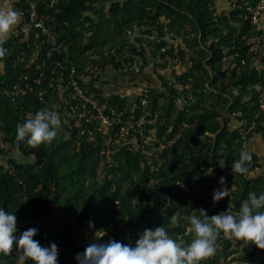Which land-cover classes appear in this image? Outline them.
<instances>
[{
	"label": "trees",
	"instance_id": "16d2710c",
	"mask_svg": "<svg viewBox=\"0 0 264 264\" xmlns=\"http://www.w3.org/2000/svg\"><path fill=\"white\" fill-rule=\"evenodd\" d=\"M36 1L60 40L72 46L46 58L48 49L41 46L43 38L38 31L32 32L28 47L20 43L18 34L3 44L8 51L0 58V136L11 150L31 159L24 165L14 159H10V166L0 165V207L16 213L17 234L36 228L35 239L41 246L63 244L59 264H76V254L87 246L76 244L73 226L76 237L89 230L95 238L96 232L104 231L105 236L96 243L116 240L134 244L146 229L163 225L172 239L186 245L192 239L186 220L191 210L203 208L211 217L231 205L236 213L250 192H264V160L257 154L252 152L246 176L234 175L231 170L251 137L252 124L257 125L256 132L264 131L260 98L264 69L255 66L253 53L264 30L251 22L248 11L260 0H235L230 8H219L220 0H124L112 1L108 10L99 6L108 0H55L53 7V0ZM27 3L19 0L18 5L24 9ZM89 29L94 30L92 37L86 34ZM137 29L146 30L128 45V38ZM153 30L158 36L172 32L186 43L174 45L167 37L154 38ZM187 45L199 50L190 55ZM104 48L114 55L101 63L102 73L108 67L125 72L124 64H130L128 69L147 67L148 60L164 70L175 60L180 66L187 63L185 73L176 75L171 65L172 75L161 78L164 86L173 80L175 86L195 87L198 103L186 97L189 104L175 123L159 118L155 125L146 127L144 135L121 138L116 131L100 130L97 120L87 122L81 108L73 111L79 99L68 77L75 68L76 78L85 87L82 76L87 52ZM23 52L25 61L19 62ZM33 58L39 62L46 59L45 66L37 70ZM40 73L44 74L43 82L34 85ZM95 81L90 90L100 103L107 110L124 111V101L106 99L94 89ZM26 82L34 89L25 98L12 101L6 96L8 89ZM203 87L207 94L200 91ZM151 91V102L157 107L165 92ZM206 99L213 101L203 105ZM53 106L59 115L73 117L67 129H60L51 143L38 148L22 143L17 150V124ZM131 119L126 112L124 120ZM233 119L239 124L246 121V137L239 129H231ZM185 122L189 127L172 146L161 150L151 139L152 131L157 130L156 138H165L168 143L175 136L168 135V127L173 125L177 132ZM219 161L224 162L223 167ZM221 177L223 186L219 184ZM222 187L232 189L230 198L214 203L213 191ZM18 254L14 249L9 255H0V264H18ZM233 263L264 264V250L221 236L215 254L203 261Z\"/></svg>",
	"mask_w": 264,
	"mask_h": 264
},
{
	"label": "clouds",
	"instance_id": "9594fccd",
	"mask_svg": "<svg viewBox=\"0 0 264 264\" xmlns=\"http://www.w3.org/2000/svg\"><path fill=\"white\" fill-rule=\"evenodd\" d=\"M19 22V13L12 7L0 8V58L7 49L3 47L10 32ZM62 127V120L55 107L37 111L23 123L17 124L15 146L38 148L51 143ZM252 152L241 149L239 158L234 159L231 170L234 175L249 173ZM220 166L224 164L219 161ZM207 174H211V172ZM220 185L225 184L223 177ZM231 190L222 187L213 191V202L218 203L231 195ZM188 232L192 239L186 245L172 239L165 227L146 229L134 244H123L116 240L107 243H90L82 253L75 256L76 264H203L215 254L217 240L221 236L229 240L243 241L246 246L254 245L264 250V192H250L248 198L233 213L228 210L209 216L205 209L191 210L186 216ZM175 222V217L172 218ZM90 227L94 224L90 222ZM18 233L16 213L0 207V255H9L15 249L19 253L18 264H59V249L55 243L41 246L35 237L36 228ZM104 231L95 233L96 240L105 236Z\"/></svg>",
	"mask_w": 264,
	"mask_h": 264
},
{
	"label": "rangeland",
	"instance_id": "374dc122",
	"mask_svg": "<svg viewBox=\"0 0 264 264\" xmlns=\"http://www.w3.org/2000/svg\"><path fill=\"white\" fill-rule=\"evenodd\" d=\"M112 1L121 2L124 0H108L107 2L99 3V6L106 8V10H108ZM234 3H236L235 0H220L218 3V6L219 8H228V7L230 8L232 7V5H234ZM256 26L264 30V17L260 19V21L257 23ZM145 30L146 29H142V30L137 29L135 32H132L130 37L128 38L129 40L128 45L130 44V42L134 40L133 37H139L140 36L139 33ZM18 31H19V27L17 26L14 27L13 30L10 32L11 34L10 36L12 37V35L17 34ZM93 33H94V30L89 29L86 34L88 37H92ZM123 33H121L122 37H123ZM153 37L154 38L157 37L158 39H161V37L163 38L167 37L170 39V41L174 43V45H178L181 41L186 43L185 41H183L182 37L172 32H167V34L164 33L158 36L156 30H153ZM187 48H189L188 53L190 55L196 54L195 52L199 50L197 46L189 47L187 45ZM253 49H255L253 53H255V56H256L254 64L258 69L263 70L264 64L261 63V59H264V36L260 40V44L254 45ZM158 63L160 62L158 61ZM135 66L136 67L127 69L125 72H121V71L119 72V71L112 69L111 67H108L104 69L103 75L97 78L98 81L96 80L94 84V89L98 91L99 93H101L102 95H104L106 99H111V100L119 99L122 102L124 101V103L126 104L124 107L125 108L124 110H125V113L127 112V117H129L130 119L138 118L140 115H142V111L145 110L146 118L147 120H150L152 115H154L158 111L161 114L160 118H164V119L170 118L171 120H169V122L173 124L175 123V121H177L178 117H180L181 113L185 112L189 104V102L186 100V97H190L192 100L194 99V101L198 103L197 99H195L196 98L195 94L196 92H198L197 89H195V87H192L190 85L175 86L173 84L174 83L173 80H172L173 83L170 80H168L167 85L164 86L163 84L164 82L162 81V78H161L163 77L164 79H166L164 76L170 77L173 73L171 70L173 69L176 75L185 73L189 67L187 63H182L180 68L172 67L173 69L171 68V65L170 66L168 65L165 70L162 68L157 69L154 64V61L152 60H148L147 67H142L139 65H135ZM166 87L169 89H167ZM151 89H159V91L163 93L165 92L164 97L159 99L157 103V107H155V105H153L151 102L152 100L151 99V95H152ZM205 89L206 88L203 87L200 89V91H203L205 94H207L205 92ZM142 98H147L148 100L146 109H144L140 105V100ZM212 101L213 100L211 99H206L203 105H208ZM229 107L227 108V110L229 109ZM237 114L238 113H236L235 115ZM60 117L62 120L61 130L65 131L68 125L70 124V121L73 119V117L70 115H65V116L60 115ZM184 125H187L189 127V125L186 122L181 124L179 127H183ZM222 125L224 126L223 121H222ZM246 126H247L246 121L239 124L237 123V120L233 119L231 123V129L232 130L239 129L240 133H242V135L245 137L246 135H244L243 133L247 132V130H245ZM256 127L257 125L255 123H253L252 126L250 127L249 130L252 131V134H251L250 139L245 144V149L257 154L258 157H261V159L264 160V131L256 132L255 130ZM156 137H158L157 130H153L151 139L157 142ZM0 152H2V155H0V165L10 166V162H9L10 159H14L22 165L31 162L30 158L11 150L9 146L5 145L1 136H0ZM72 236H73V239L75 238L77 240L76 244H78L80 247H85L90 243H96V239L94 237H90L89 230L79 232L78 237H76V233H75L74 226H73ZM58 249H59V252H62L64 250V246L62 243L59 244ZM18 257H19V254L17 255V258ZM238 263H233V264H238Z\"/></svg>",
	"mask_w": 264,
	"mask_h": 264
},
{
	"label": "built area",
	"instance_id": "2783aa9c",
	"mask_svg": "<svg viewBox=\"0 0 264 264\" xmlns=\"http://www.w3.org/2000/svg\"><path fill=\"white\" fill-rule=\"evenodd\" d=\"M8 5L14 8L21 18V24L19 26L18 35L20 37L21 44H27L31 38L33 31H38L42 36L41 46L45 47L47 50L46 58H49L54 52H67L72 46L71 43L60 40L58 32L49 26V16L41 13L39 10V5L36 0H28L26 7L23 9L19 7V0H4ZM57 2L52 1L51 7H53ZM250 13L251 22L257 24L261 18L264 17V0H260L253 8H248ZM155 50V47L152 48ZM178 51V50H176ZM42 52V49L39 50V55ZM165 52V49L162 50ZM88 59L85 67V73L82 76L84 85H81L79 80L76 78V69L72 68L70 75L68 77V84L72 88L73 93L79 99V103L73 108V111L76 112L78 109H82L85 113L83 115L86 118L87 122L92 123L93 120H97L100 130L104 129L107 131L113 130L116 131L117 135L121 138H128L133 133H139L144 135V131L147 126L155 125L159 120L161 114L157 111L152 115L150 120H147L145 115V110L142 111L136 119H131L130 121H125V110L117 111L116 109L107 110L105 105H102L95 97L94 93L89 89V87L94 83V81L99 78L102 73L101 63L105 59L109 58L111 55H114V52H111L109 49H102L101 51L90 50L87 52ZM26 58V53L23 52L21 57L18 59L19 62H24ZM162 62V61H161ZM46 63V59L39 62L36 58H33L32 64L35 65L37 70H41ZM174 63V64H173ZM171 65L174 68H180L178 60L173 61ZM126 70L130 67V64H124ZM44 74L40 73V76L34 80V85H41L43 82ZM34 87L29 83L16 84L10 89H8L5 94L12 101H17L19 99L25 98L30 92H32ZM90 90V91H89ZM260 98H261V110H264V87L260 89ZM40 100H42V95H40ZM148 104L147 98H142L140 100V105L146 109ZM188 128L187 125L180 127L177 132L173 126H169L167 129L168 135L174 134L168 143H165V138L157 139V142L161 150L165 149L167 146H172L182 135L183 131ZM242 134V133H241ZM248 135L249 131L243 133ZM142 191L143 188H140Z\"/></svg>",
	"mask_w": 264,
	"mask_h": 264
},
{
	"label": "crops",
	"instance_id": "0c3cea01",
	"mask_svg": "<svg viewBox=\"0 0 264 264\" xmlns=\"http://www.w3.org/2000/svg\"><path fill=\"white\" fill-rule=\"evenodd\" d=\"M7 7H11V6L8 5L4 0H0V8H7ZM20 24H21V18L19 17V22H18V24H17L16 26L19 27ZM16 26H14V27H16ZM10 35H11V34H9V36H8L7 39H9V37H11ZM7 39H6V40H7Z\"/></svg>",
	"mask_w": 264,
	"mask_h": 264
},
{
	"label": "water",
	"instance_id": "95a60500",
	"mask_svg": "<svg viewBox=\"0 0 264 264\" xmlns=\"http://www.w3.org/2000/svg\"><path fill=\"white\" fill-rule=\"evenodd\" d=\"M74 230H75V227H74ZM74 241L77 242V240L74 238Z\"/></svg>",
	"mask_w": 264,
	"mask_h": 264
}]
</instances>
